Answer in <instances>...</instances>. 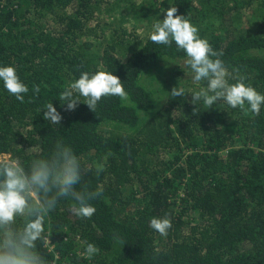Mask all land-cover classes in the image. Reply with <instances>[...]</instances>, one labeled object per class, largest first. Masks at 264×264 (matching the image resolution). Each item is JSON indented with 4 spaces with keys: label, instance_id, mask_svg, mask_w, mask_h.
Segmentation results:
<instances>
[{
    "label": "trees",
    "instance_id": "obj_1",
    "mask_svg": "<svg viewBox=\"0 0 264 264\" xmlns=\"http://www.w3.org/2000/svg\"><path fill=\"white\" fill-rule=\"evenodd\" d=\"M172 7L264 93V0H0V64L28 87L20 102L0 83V157L28 162L62 142L82 163L77 190L99 193L89 218L58 201L45 224L52 245L40 244L49 264H264V108L194 110L190 90L203 82L180 63L184 52L149 39ZM98 12H118L117 27L92 24ZM101 69L128 98L66 110L65 87ZM176 86L184 96L171 95ZM51 102L59 124L43 117ZM154 217L171 220L166 236L150 228ZM84 242L100 249L91 260Z\"/></svg>",
    "mask_w": 264,
    "mask_h": 264
},
{
    "label": "clouds",
    "instance_id": "obj_2",
    "mask_svg": "<svg viewBox=\"0 0 264 264\" xmlns=\"http://www.w3.org/2000/svg\"><path fill=\"white\" fill-rule=\"evenodd\" d=\"M163 19H158L149 33V39L157 45L175 44L185 54L184 62L191 79L202 86L191 89V103L195 111L204 105L212 108L223 101L230 108L245 109L259 115L264 108V93L258 92L246 77L234 75L220 59L222 51L212 48L208 40L199 35V29L185 15H178L176 7L168 8ZM235 80V83H230ZM0 83L4 90L23 102L28 92L13 65L0 64ZM174 97L185 95L183 87L171 90ZM116 96L127 99L128 93L120 78L106 69L95 73L81 72L60 94L66 110H74L81 98L94 110L102 97ZM43 117L52 124H59L62 116L53 106L47 105ZM5 155V154H4ZM0 157V264H49L40 244L51 246L50 232L45 224L49 214L61 198H71L74 214L80 218L91 217L96 209L89 202L98 192L77 190L83 168L71 146L57 142L45 156L22 161L12 155ZM3 156V157H2ZM150 228L166 236L172 227L169 218L154 217ZM100 249L91 242H84L81 256L91 260Z\"/></svg>",
    "mask_w": 264,
    "mask_h": 264
},
{
    "label": "rangeland",
    "instance_id": "obj_3",
    "mask_svg": "<svg viewBox=\"0 0 264 264\" xmlns=\"http://www.w3.org/2000/svg\"><path fill=\"white\" fill-rule=\"evenodd\" d=\"M105 17H107V19H105ZM120 18H121L120 17V14L118 12L115 13V14H108V15L99 14V12H98V13H96V15L94 17V19L92 21V24H95L97 22L103 23L104 21H107V22L113 21L114 24H112V26L113 27H117V24H119V19ZM123 23H126L127 24L126 21L123 22ZM138 25L139 26H138L137 33H139L141 36H144L145 34H144L143 31H144L145 28H143V26H145V23L140 22V23H138ZM140 28H143V29L141 30ZM180 63L183 64L182 62H180ZM185 74H186L185 76L190 77V75L188 73H185Z\"/></svg>",
    "mask_w": 264,
    "mask_h": 264
}]
</instances>
